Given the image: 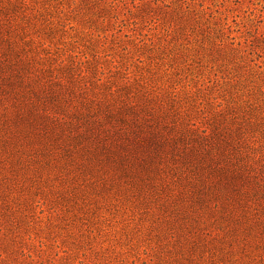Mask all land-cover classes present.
Masks as SVG:
<instances>
[{"label":"trees","instance_id":"trees-1","mask_svg":"<svg viewBox=\"0 0 264 264\" xmlns=\"http://www.w3.org/2000/svg\"><path fill=\"white\" fill-rule=\"evenodd\" d=\"M72 2L0 0V263L60 264L51 241L18 250L20 231H40L38 209L67 233L65 257L69 239L82 252L76 264L86 250L118 263L94 249L108 214L142 217L147 247L131 264H264L262 66L184 27L185 43L140 40L132 72L122 29L89 27L87 45L81 29L68 36ZM83 2L90 23L109 21L114 3Z\"/></svg>","mask_w":264,"mask_h":264},{"label":"rangeland","instance_id":"rangeland-1","mask_svg":"<svg viewBox=\"0 0 264 264\" xmlns=\"http://www.w3.org/2000/svg\"><path fill=\"white\" fill-rule=\"evenodd\" d=\"M83 1L85 0H73L72 2L74 4L71 9L80 8L81 13L75 19V32L69 31L68 36H76V31L81 29L83 34L77 38L83 40L82 43L87 45L89 27L92 30L95 27L99 28L97 33L101 36L111 35L122 29L120 39L125 43L128 41V43H132L130 44L132 54L126 58L129 64L133 65L138 55L144 52V50L139 53L135 52V45L139 44L140 40L147 43L146 50L149 49V42L167 44L170 41L175 44V40H177L178 44L185 43L184 39L175 38L179 35V29L185 27L190 39L194 42L201 43L202 40L206 43L212 41L216 44L223 42L226 47L237 48L239 56H243L242 66L254 67L255 64H258L262 66L259 72L264 76V0H103L107 4L114 3L113 8L107 7L110 12L109 21L104 26L90 23V18L96 11H89ZM114 15L117 16V19L112 18ZM104 29H109V31L103 33ZM65 30H68V27ZM170 30H173V34L169 33ZM202 33L203 35H201ZM124 34H131V39L123 38ZM110 40L109 37L107 46L111 45ZM97 50L101 52L102 49L99 47ZM251 60L254 62H250ZM133 71H135V64L132 66ZM209 71V68L204 70L205 77L208 76ZM242 73L244 72L242 71ZM212 74L213 72L210 75ZM48 214L46 211L40 215L37 209L36 223L30 221L29 225L37 226L40 231L36 230L38 234L32 229L28 233L20 231L22 240L18 242V250H24L26 253L31 250L34 254V251L38 250L39 242L48 240L53 244V261L62 259L60 264H76L82 259V252L77 253L78 250L71 245L70 239L64 245V248L69 251V258L65 257L66 255L61 252V249L56 248L65 240L67 233L58 229H54L53 234L50 233L46 221ZM108 217H110V221L103 225L98 233L94 234L96 237L100 234L94 242V249L105 253V249L110 248L112 252H115L113 257H117V264L122 263L120 260H124L125 264H131V261L133 262L136 258H143L142 252L147 246L141 240L138 241L141 234L138 232V222H142L139 220L142 217L138 216L139 218L130 221H123L124 218H121L120 215L108 214ZM140 231H142L141 225ZM58 234H62L63 238H55ZM28 236H31L32 239L28 240ZM10 238L11 236L7 239ZM120 238L122 239L120 240ZM71 249L72 253H70ZM56 252L61 253L56 257ZM86 252H88L86 264L100 262L91 251L86 250ZM17 260L23 261L21 255L17 256ZM4 261L0 264H13V258L10 256H6ZM137 264H141V262H137Z\"/></svg>","mask_w":264,"mask_h":264}]
</instances>
